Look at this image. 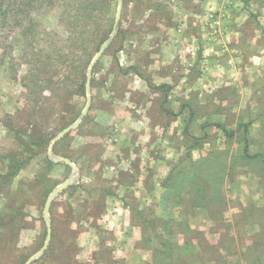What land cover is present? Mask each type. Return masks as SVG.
Masks as SVG:
<instances>
[{
	"label": "rangeland",
	"instance_id": "rangeland-1",
	"mask_svg": "<svg viewBox=\"0 0 264 264\" xmlns=\"http://www.w3.org/2000/svg\"><path fill=\"white\" fill-rule=\"evenodd\" d=\"M158 263L264 264V0H1L0 264Z\"/></svg>",
	"mask_w": 264,
	"mask_h": 264
},
{
	"label": "trees",
	"instance_id": "trees-1",
	"mask_svg": "<svg viewBox=\"0 0 264 264\" xmlns=\"http://www.w3.org/2000/svg\"><path fill=\"white\" fill-rule=\"evenodd\" d=\"M0 8H1V0H0ZM7 12H8V11H7ZM1 13H2V11H1ZM4 13H5V12H4ZM223 131H226V130L223 129ZM227 134L229 135V134H231V133L228 132ZM255 156H260V155H259V154H254L252 157H255ZM184 181L186 182V179H185ZM192 183H194V182L190 180L188 184L191 185ZM165 185H167V182L165 183ZM205 199H206V198H205ZM207 199H208V198H207ZM161 244H162V243H161ZM160 246H161V245H160ZM157 252H159V256H158V257H157V256H154V258L156 257V261L159 262V258H161V255H163V254H162V250H160V248L156 246V247L154 248V255H155V253H157ZM172 254H174V253L172 252V253H169V254H167V255H168L169 257H171V256L174 257L175 255H172ZM167 255H166V256H167ZM164 263H165V262H164ZM158 264H159V263H158ZM167 264H168V263H167Z\"/></svg>",
	"mask_w": 264,
	"mask_h": 264
},
{
	"label": "crops",
	"instance_id": "crops-1",
	"mask_svg": "<svg viewBox=\"0 0 264 264\" xmlns=\"http://www.w3.org/2000/svg\"><path fill=\"white\" fill-rule=\"evenodd\" d=\"M234 35H238V37L241 39V36L243 35V33L242 34H234ZM255 36H257L256 34H255ZM251 37H253V36H251ZM243 49L247 52V50H249V49H256V51H259V53H261V48L260 47H256L255 48V46H253V45H248L247 44V42H244L243 44ZM263 50V49H262Z\"/></svg>",
	"mask_w": 264,
	"mask_h": 264
},
{
	"label": "water",
	"instance_id": "water-1",
	"mask_svg": "<svg viewBox=\"0 0 264 264\" xmlns=\"http://www.w3.org/2000/svg\"><path fill=\"white\" fill-rule=\"evenodd\" d=\"M69 129V128H68ZM67 161V160H66Z\"/></svg>",
	"mask_w": 264,
	"mask_h": 264
}]
</instances>
